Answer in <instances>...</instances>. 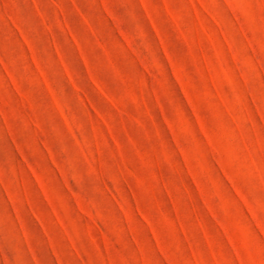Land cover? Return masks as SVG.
Listing matches in <instances>:
<instances>
[{"label": "rangeland", "instance_id": "rangeland-1", "mask_svg": "<svg viewBox=\"0 0 264 264\" xmlns=\"http://www.w3.org/2000/svg\"><path fill=\"white\" fill-rule=\"evenodd\" d=\"M0 264H264V0H0Z\"/></svg>", "mask_w": 264, "mask_h": 264}]
</instances>
